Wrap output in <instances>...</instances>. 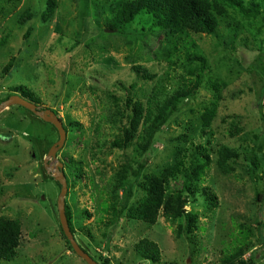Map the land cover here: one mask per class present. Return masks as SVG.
I'll use <instances>...</instances> for the list:
<instances>
[{"label": "rangeland", "instance_id": "rangeland-1", "mask_svg": "<svg viewBox=\"0 0 264 264\" xmlns=\"http://www.w3.org/2000/svg\"><path fill=\"white\" fill-rule=\"evenodd\" d=\"M125 1L56 0L53 16L45 20L48 0H0V104L13 94L32 102L20 90L30 91L41 109L57 113L67 125L66 143L52 161L64 164L75 239L97 263L221 264L245 242L239 228L243 226L252 246L244 259L264 264V10L256 21L235 15L241 27L235 38L226 21H221L217 36H193L208 60L200 91L181 105L146 153L136 145L125 152L99 153L92 146L103 93L121 95L116 86L120 82L146 84L133 74L135 65L162 76L172 53L173 39L156 29L146 12L126 31L108 28ZM26 12L31 20L21 25ZM209 108L216 115L203 135L202 115ZM182 134L211 156L202 187L216 202L205 195H196V202L191 198L185 210L196 219V229L192 236L178 237L180 222L172 225L161 216L149 226L129 215L145 195V176L172 166L179 146L192 157V146L174 142ZM58 140L52 124L21 106L0 113V217L23 226L17 259L0 264H87L69 250L63 237L61 189L44 165ZM222 146L240 154L230 162L227 175L218 166ZM126 159L135 170L141 164L145 169L140 179L129 177L117 193L119 202L104 213L105 191ZM182 182H171L170 191L180 190ZM128 190L132 198L127 202ZM107 201L110 204L111 197ZM144 238L158 244V263L137 255L136 245Z\"/></svg>", "mask_w": 264, "mask_h": 264}, {"label": "trees", "instance_id": "trees-1", "mask_svg": "<svg viewBox=\"0 0 264 264\" xmlns=\"http://www.w3.org/2000/svg\"><path fill=\"white\" fill-rule=\"evenodd\" d=\"M55 7L56 0H48V8L43 16L45 20L53 16ZM263 10L264 0L125 1L109 21L108 28L113 31H126L125 28L141 13L146 12L151 15L154 20L153 26L169 34L173 39L169 67L167 72L159 76L145 66L135 65L131 68L133 74L146 84L139 87L138 81L129 86L120 82L116 86L121 88V95L107 91L103 93L99 99V116L95 123L92 149L99 153L125 152L136 145L143 154L146 153L151 148L154 138L165 129L181 105L195 98L200 91L208 60L193 40V36H217L221 21H226L235 38L241 29L235 15L244 20L256 21L263 15ZM31 17L29 12H26L21 16L19 23L24 25L25 21L31 20ZM30 34L29 31L27 37ZM15 60L14 57L9 62L4 70L6 73L13 68ZM149 83H152V86L147 89ZM20 91L23 95H29V98L33 100L32 103L40 105V100L32 92ZM215 115V110L211 108L202 115L203 135L204 131L211 128ZM64 127L68 133L67 125ZM234 129L239 131L237 126ZM188 141L189 137L185 134L174 140L176 143H187L193 147L191 158L187 155V150L179 146L172 166L159 174L144 177L141 188L145 195L139 206L130 210L131 219L154 226L162 216L172 225L180 222L176 232L178 237L183 234L193 235L197 222L193 215L185 210L190 199L196 202L194 198L196 195H205L209 201L216 202V197L207 188L202 187L206 169L212 162L211 156L201 145ZM239 157L238 150L222 146L217 151L218 166L222 173L229 174L230 162ZM138 167V170H135L131 162L126 159L122 168L114 174L105 191L107 197L103 203L104 213L111 211L114 204L119 202L117 193L127 186L130 176L140 179L145 166L141 164ZM52 180L55 179L52 178ZM180 180L183 181L182 188L171 192L169 189L171 182ZM57 184L61 189V185L58 182ZM108 197L112 200L110 204L107 201ZM261 197L259 194L258 201H261ZM131 198L132 193L128 190L126 201L128 202ZM66 214L75 236L76 232L72 227V216L67 204ZM239 228L241 240L245 242L232 253L225 255L221 264H255L251 258L244 259L246 251L252 248L249 244L251 235L243 230V226ZM62 234L69 250L75 254L63 231ZM22 237L23 226L20 221L0 217V261L17 259ZM136 253L140 258L154 263H158L161 259L158 244L147 238L136 245ZM101 264L110 263L106 260Z\"/></svg>", "mask_w": 264, "mask_h": 264}, {"label": "water", "instance_id": "water-1", "mask_svg": "<svg viewBox=\"0 0 264 264\" xmlns=\"http://www.w3.org/2000/svg\"><path fill=\"white\" fill-rule=\"evenodd\" d=\"M13 106H21L36 117L40 118L44 122L52 124L59 134V140L53 145L50 152L44 160L46 171L51 175L60 185L61 192L58 200V213L60 218V225L62 231L69 241L73 251L77 256L84 260L87 264H99L88 253H86L75 239L74 234L71 231L67 214H66V197L68 195V181L64 172V164L57 162L53 164V161H57V153L64 147L67 140V132L64 127V123L59 116H57L51 110H43L38 105L25 100L19 95H13L8 100L0 104V113ZM53 160V161H52Z\"/></svg>", "mask_w": 264, "mask_h": 264}, {"label": "flooded vegetation", "instance_id": "flooded-vegetation-1", "mask_svg": "<svg viewBox=\"0 0 264 264\" xmlns=\"http://www.w3.org/2000/svg\"><path fill=\"white\" fill-rule=\"evenodd\" d=\"M16 95H18V94H16ZM6 101V100H5Z\"/></svg>", "mask_w": 264, "mask_h": 264}]
</instances>
